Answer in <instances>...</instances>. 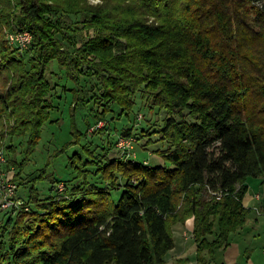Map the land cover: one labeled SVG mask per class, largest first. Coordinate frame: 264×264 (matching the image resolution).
Returning <instances> with one entry per match:
<instances>
[{
    "label": "trees",
    "instance_id": "obj_1",
    "mask_svg": "<svg viewBox=\"0 0 264 264\" xmlns=\"http://www.w3.org/2000/svg\"><path fill=\"white\" fill-rule=\"evenodd\" d=\"M0 24L33 36L25 48L0 39V152L18 186L35 191L28 212L1 227L0 264H164L172 225L191 218L199 260L230 245L251 214L243 205L251 179L264 181V0H0ZM53 64L67 70L66 85L49 80ZM63 86L74 101L63 115L71 138L25 182L47 126H60L52 97ZM139 99L168 113L153 132L164 164L103 165L81 143L102 182L51 172L87 137L88 116L114 121L120 109L114 130L131 133L125 122L147 110ZM92 100L98 109L83 111Z\"/></svg>",
    "mask_w": 264,
    "mask_h": 264
},
{
    "label": "rangeland",
    "instance_id": "obj_2",
    "mask_svg": "<svg viewBox=\"0 0 264 264\" xmlns=\"http://www.w3.org/2000/svg\"><path fill=\"white\" fill-rule=\"evenodd\" d=\"M92 2L97 3L98 0H92ZM5 38L10 45L13 43L21 44L22 48H25L28 43H30L33 40V36L30 32H8V30L0 24V39ZM59 67L57 64L52 65V71L49 73L48 78L53 82V84L56 86L57 84L60 85H66L65 78L66 74H61V71L67 72V70H61L58 69ZM86 71V67L84 68ZM96 82V80L94 79ZM95 82H92V85L94 88V91L98 88V86H95ZM69 88L73 84L72 82L68 83ZM65 86L60 87V89H57V93L53 94V101H54V109L52 113V118L56 121H60V126L55 124H50L47 126V130L43 134V139L40 141L36 154L34 158L32 159V162H29L31 165H29L26 168L25 175H24V181L27 182L31 180L27 174H32L35 172H38V170H41V168L44 167V165L47 162L48 157L51 155V153L57 148V141L59 140H67L71 138L69 132V120H66L65 117L68 115L69 117V110H71L74 106V101L71 103L69 102V96L68 99L66 98V91ZM149 99V97H148ZM146 99L142 102V99H139V103L143 106V108H146L143 104L149 106V103L152 98L150 96V99ZM94 101V102H93ZM72 108L70 109L71 105ZM98 103H96L95 100H92L89 106H86L87 108H81L83 111L86 109V112L88 110H91L92 108L98 109ZM102 107V106H101ZM150 107V106H149ZM69 109L68 111H66ZM118 109V107L115 108V110ZM144 111V109L138 110L136 118L133 114L132 117L128 119V122H125V125H127V129L135 126L134 129H132L131 133H128L126 135H122L120 132L115 131L114 128L116 127L115 121L118 118V115L121 113L122 110L119 109V112H114L112 117H116V120L110 121L108 120V117L106 115H97L96 120L93 116H88L87 119L91 120L94 123H90V128L87 131V137L84 138L83 141L78 142L74 147H71L70 151H68L65 155H62L59 159L54 161L53 167L51 168V172L57 174L58 178H62L63 180H73L74 183H83L84 181H98L102 182L100 178L95 174L96 172V165H93L89 163L88 160H95L94 156L89 154L86 149L82 148L83 146H80L81 143H83L85 146H89L91 148V151L97 155V153L100 152V160H103L101 164L104 165V163L109 162H118V161H126L128 159L137 158V161H147L152 166H156L158 164H164V159L160 156V154L156 153L157 150L160 148H163L161 141L156 140V136L158 134H153L156 128H159L158 124H162L163 120L167 116V111L161 110L158 112V114L155 115V112H152L154 110ZM79 110V108H78ZM171 112V111H170ZM65 117H64V116ZM67 118V117H66ZM155 121V122H154ZM118 122V121H117ZM64 123V124H63ZM63 124V125H62ZM147 125L148 132L144 133V136L142 137L140 134V130L137 128L143 127V125ZM145 130V129H144ZM142 133V130H141ZM152 138V139H151ZM17 142H15L16 144ZM80 146V148H79ZM0 147L2 145L0 144ZM77 149H76V148ZM147 147V148H146ZM4 148V147H3ZM2 148V149H3ZM79 148V149H78ZM76 149V151H75ZM4 150V149H3ZM5 152V150H4ZM75 154H80L82 157L75 158ZM17 160H22L24 157V153L22 152V147H17ZM11 156V155H10ZM9 156V157H10ZM98 156V155H97ZM5 161L8 160L6 152L4 153ZM74 159V160H73ZM85 164V162H87ZM7 163L4 162L3 166H5ZM33 164V165H32ZM118 170V167H117ZM116 170V171H117ZM17 174L16 169L12 168L10 171H8L6 168L4 170V167H2V180H4V183L6 185L13 184L15 187L9 186V188H6L4 190L3 195H0V235L2 233V225L3 223L7 222L8 219L15 220L18 215L24 216L26 212H28L30 206L25 201L29 197L28 195L35 193L29 192L31 184H27L26 187L24 186H18V183L14 181V177ZM122 176V175H120ZM262 178L258 179H251L250 181V190L248 194L245 196L243 200V205L246 210H251V214L249 216V219L246 221L245 227H258L264 230V212L262 206L264 205V181L260 184ZM118 180V179H117ZM123 178L119 179V182H123ZM264 180V179H263ZM44 182V183H43ZM42 183H39V187L46 186L44 190L38 191L39 197H44L45 193H47L48 186H50V180L47 178ZM70 181L66 183L59 184V189L63 190L64 186L69 185ZM76 185V184H74ZM70 186V185H69ZM73 186V185H71ZM13 191L11 192V190ZM16 188V189H15ZM208 195V196H207ZM205 200H210L213 197V194L205 193L204 195ZM224 195L221 196L219 199L216 196L217 201L222 200ZM31 200V198H30ZM33 204V203H32ZM9 219V220H10ZM193 220V226H194V218H191L186 221ZM9 222V221H8ZM171 222V220H170ZM173 222V221H172ZM171 222V224H172ZM186 223L183 224L182 222H177L176 224L172 225V229H176L177 226L182 227L186 226ZM253 225V226H252ZM244 227V228H245ZM243 228V229H244ZM242 229V230H243ZM187 231V229H185ZM182 230V231H185ZM239 234V233H237ZM236 234V235H237ZM188 239H192L193 242L196 243L194 236H192L190 233H186ZM232 237H235L232 236ZM231 237V240H232ZM236 236L235 238H237ZM261 237V243L264 245V234L260 236ZM259 243V242H258ZM257 243V244H258ZM197 244V243H196ZM262 250V248H260ZM206 259H210V255L208 253H204ZM199 257V256H198Z\"/></svg>",
    "mask_w": 264,
    "mask_h": 264
},
{
    "label": "crops",
    "instance_id": "obj_3",
    "mask_svg": "<svg viewBox=\"0 0 264 264\" xmlns=\"http://www.w3.org/2000/svg\"><path fill=\"white\" fill-rule=\"evenodd\" d=\"M191 222L193 220L188 221L186 226L174 229L175 247L166 255L164 264H264V245L260 237L264 230L259 226H246L239 234H235L237 238L232 237L230 245L217 251L213 259L210 257L203 262L198 259L197 244L186 235L188 232L194 236Z\"/></svg>",
    "mask_w": 264,
    "mask_h": 264
},
{
    "label": "built area",
    "instance_id": "obj_4",
    "mask_svg": "<svg viewBox=\"0 0 264 264\" xmlns=\"http://www.w3.org/2000/svg\"><path fill=\"white\" fill-rule=\"evenodd\" d=\"M5 162V158H4V155L3 153L0 152V195H3L4 193V190L6 188H9V186H12V187H15L13 184H9V185H6L4 183V180H2V165L3 163ZM14 188H12L11 192L13 191ZM16 189V188H15ZM219 199L221 198L222 194L221 193H217L215 194Z\"/></svg>",
    "mask_w": 264,
    "mask_h": 264
}]
</instances>
